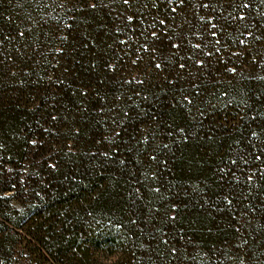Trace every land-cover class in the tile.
Wrapping results in <instances>:
<instances>
[{
  "label": "trees",
  "instance_id": "obj_1",
  "mask_svg": "<svg viewBox=\"0 0 264 264\" xmlns=\"http://www.w3.org/2000/svg\"><path fill=\"white\" fill-rule=\"evenodd\" d=\"M0 264H264V0H0Z\"/></svg>",
  "mask_w": 264,
  "mask_h": 264
},
{
  "label": "snow or ice",
  "instance_id": "obj_2",
  "mask_svg": "<svg viewBox=\"0 0 264 264\" xmlns=\"http://www.w3.org/2000/svg\"><path fill=\"white\" fill-rule=\"evenodd\" d=\"M125 2H127V0H125ZM245 6H247V5H245ZM157 67H159V65H157ZM232 71H234V69Z\"/></svg>",
  "mask_w": 264,
  "mask_h": 264
}]
</instances>
